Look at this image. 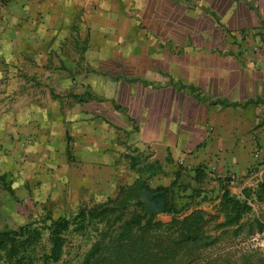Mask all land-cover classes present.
<instances>
[{"label": "crops", "instance_id": "1", "mask_svg": "<svg viewBox=\"0 0 264 264\" xmlns=\"http://www.w3.org/2000/svg\"><path fill=\"white\" fill-rule=\"evenodd\" d=\"M0 92V134L52 164L67 134L74 183L106 200L199 167L243 198L264 178V0H0Z\"/></svg>", "mask_w": 264, "mask_h": 264}, {"label": "rangeland", "instance_id": "2", "mask_svg": "<svg viewBox=\"0 0 264 264\" xmlns=\"http://www.w3.org/2000/svg\"><path fill=\"white\" fill-rule=\"evenodd\" d=\"M3 94L0 92V97ZM4 138L0 134V231H16L27 225L38 229L40 239L37 241L36 258L32 264H40V258L50 249L48 227L51 220H71L81 209H91L105 202L106 197L99 193V189L83 181L79 185L74 183L71 177L74 173L70 174L71 171L68 170L72 156L68 147L70 137L67 134L58 141L63 144L64 155L58 157L57 161L60 160V163L54 164L51 154L47 153L48 142L45 140H42L40 153V150L35 151L34 139H26L21 151ZM162 168L171 175L175 166L163 163ZM229 179L231 180L230 176L219 179L209 177L206 182L209 193L197 199L185 194L187 187L174 194L173 202L177 213L156 215L146 230H134L133 241L129 244L130 240L119 243L120 223L111 224L113 216L108 220L110 223L93 222L84 231H76L71 227L63 234L62 255L56 264H264V229H245V224L253 220L252 215L244 217V227L236 235L233 228H216L223 221V214L219 211V181L226 183ZM154 181L150 183L151 190L168 183L165 178ZM141 182L149 184L147 180ZM180 184L185 187L187 180L183 182V178L180 179ZM6 186L11 192L5 189ZM117 190L114 193H118ZM109 197L115 196L113 194ZM195 210L202 212L204 216L203 239L177 251L173 259L170 256L168 258L162 251L166 247L165 241L176 236V230L172 227L155 230V223L169 225ZM261 210L256 209V212L264 224V208ZM137 211L134 206H130L123 217L130 218ZM97 243H100V251L87 259Z\"/></svg>", "mask_w": 264, "mask_h": 264}, {"label": "trees", "instance_id": "3", "mask_svg": "<svg viewBox=\"0 0 264 264\" xmlns=\"http://www.w3.org/2000/svg\"><path fill=\"white\" fill-rule=\"evenodd\" d=\"M153 166L157 167V165ZM179 174L180 173L176 171V178L169 187H158L155 190H150L141 182L134 188L121 189L115 198H109L91 209H81L71 220L65 218L51 220L48 227L50 231L48 236L50 249L47 254H44L40 258V264H56L60 260L64 244L63 234L71 227L76 231H84L87 226L93 222H108L111 216H113L111 224L120 223L119 243L123 244L128 242V240H130V242L127 244L131 243L133 241L132 236L135 234L134 230H146V228L150 227V221L156 216L146 212L144 206L138 201L137 196L142 189L148 190L151 193L164 192V213L167 214L177 213V209L173 202V196L186 187L191 190L189 197L192 199H197L201 195L209 193L206 188H204L206 174L202 168L199 167L195 170V175L192 177V185L186 184L185 187L180 184ZM228 186L229 181L226 183L219 181V211L223 214V221L217 224L216 228H233L234 235H236L239 230L244 227L242 220L251 210L250 202H264V178L254 189L244 190L243 198H237L231 194ZM5 189L11 192L8 186H6ZM130 206H134L138 211L132 217L124 218V213ZM203 220V213L195 210L189 215H186L182 220H175L169 225L155 223V230L169 227L176 230V236L172 239L168 238L165 241L164 245L166 247L162 253L168 258L170 256V258L173 259L177 251L185 249L189 244L199 243L204 235L202 228L204 224ZM263 228L264 227L259 224L257 230H262ZM39 239V230L31 228L30 225L20 227L16 231H0V264H32L36 258L35 249ZM99 251L100 243H97L88 254L87 259L93 257ZM144 254L146 253L144 252Z\"/></svg>", "mask_w": 264, "mask_h": 264}, {"label": "water", "instance_id": "4", "mask_svg": "<svg viewBox=\"0 0 264 264\" xmlns=\"http://www.w3.org/2000/svg\"><path fill=\"white\" fill-rule=\"evenodd\" d=\"M138 201L144 206L146 212L154 215L162 214L165 211V193H151L142 189L138 196Z\"/></svg>", "mask_w": 264, "mask_h": 264}, {"label": "built area", "instance_id": "5", "mask_svg": "<svg viewBox=\"0 0 264 264\" xmlns=\"http://www.w3.org/2000/svg\"><path fill=\"white\" fill-rule=\"evenodd\" d=\"M259 158H260V156H259V152H258V151H255V152L253 153V159H254L255 161H258Z\"/></svg>", "mask_w": 264, "mask_h": 264}]
</instances>
